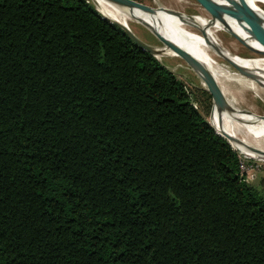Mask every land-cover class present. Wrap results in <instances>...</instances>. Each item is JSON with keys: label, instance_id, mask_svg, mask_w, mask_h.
<instances>
[{"label": "trees", "instance_id": "obj_1", "mask_svg": "<svg viewBox=\"0 0 264 264\" xmlns=\"http://www.w3.org/2000/svg\"><path fill=\"white\" fill-rule=\"evenodd\" d=\"M0 264H264V179L85 0H0Z\"/></svg>", "mask_w": 264, "mask_h": 264}, {"label": "bare ground", "instance_id": "obj_2", "mask_svg": "<svg viewBox=\"0 0 264 264\" xmlns=\"http://www.w3.org/2000/svg\"><path fill=\"white\" fill-rule=\"evenodd\" d=\"M91 1L104 18L125 27L130 21L137 23L124 13L121 6L116 2L107 0ZM243 1L260 14H264V11L258 6V4H264L263 0ZM212 2L215 5V11H206L207 14L204 17L182 16V19H179L176 17V13L154 8V11L150 14L137 13L136 19H142L153 25L179 46L185 54L189 53L200 61L216 81L224 96L234 105V98H230L231 92L226 85L230 82H237L240 85L248 83L247 85L251 86L252 89H256L257 86L264 88V58L259 60L244 59L229 53L222 47L217 38L218 34L224 30L239 28L252 40L247 32L248 29L259 41L264 42V24L255 23L249 15L231 2L225 0H212ZM253 42L264 54L263 49L255 41ZM165 53L177 57L170 51L165 50ZM215 57H220L228 64L232 63V65L243 69L247 73L242 75L237 70L225 69L216 63ZM238 117H241L239 119H242L243 123L232 119L214 106L211 126L216 133L228 137V142L233 150L245 157L264 161V158L256 153H264V121H257L254 117L246 115Z\"/></svg>", "mask_w": 264, "mask_h": 264}, {"label": "rangeland", "instance_id": "obj_3", "mask_svg": "<svg viewBox=\"0 0 264 264\" xmlns=\"http://www.w3.org/2000/svg\"><path fill=\"white\" fill-rule=\"evenodd\" d=\"M85 1L94 9L98 10L93 1ZM133 1L151 7L152 9H162L164 11L172 13L175 12L187 17H204L207 14L206 11H208V7L214 8V3L212 0ZM258 6L264 11V4H258ZM98 14L101 15L100 12ZM126 27L141 42L158 49L163 48L162 42L138 23L130 21ZM217 38L221 42L222 47L235 56L253 60L264 58V54L260 51L256 44L239 28L224 30L218 34ZM157 59L161 64H163V66H165L175 75L189 96L191 106L212 128L211 118L213 112V103L209 94L206 92L202 81L179 57L170 56L165 53L164 55L158 56ZM214 60L219 66L227 70H235L230 64L220 57H215ZM247 84L248 83H244L243 85H240L237 82L228 83L226 87H228L227 89L231 92L230 98H234L233 102L235 107L250 111L259 117H264V88L257 86L256 89H252L251 86L249 87ZM233 151L237 153L239 160L243 165V175L248 181L247 183L253 186L259 185L260 181L264 179V161L248 158L236 150Z\"/></svg>", "mask_w": 264, "mask_h": 264}, {"label": "water", "instance_id": "obj_4", "mask_svg": "<svg viewBox=\"0 0 264 264\" xmlns=\"http://www.w3.org/2000/svg\"><path fill=\"white\" fill-rule=\"evenodd\" d=\"M107 1L118 3L121 6L123 12L130 19L135 20L139 25L143 26L149 32H151L155 37H157L162 42L163 48L158 49V48L149 46V45L141 42L133 33H131V31L127 27H125V26H123L117 22L111 21L107 18H104V17L103 18L106 19L110 24H113L116 27H118L130 39L132 44H134L136 47H138L143 52L148 53L149 55L154 57L156 60H158L157 59L158 56L165 54V50L170 51V52L174 53L175 55H177V57L181 58L186 63V65L194 72V74L204 84L205 90L209 94V96L212 100L213 107L216 106L221 112L225 113L227 116L231 117L234 120H237V121L239 120L240 123H243L242 119H239L241 117H238L241 115H246L248 117H254L257 121H264V118H262L263 116L259 117V116L255 115L254 113H251L250 111H246V110L239 109V108L235 107V105H233L224 96L223 92L221 91V89L218 86V84L216 83V81L209 74V72L205 69V67L200 63V61H198L195 57H193L189 53L185 54V52H183L179 46H177L175 43H173L163 32L156 29L153 25L147 23L146 21H144L142 19H136L137 13L150 14L152 11H154L151 7L142 5V4L137 3L133 0H107ZM225 1L231 2V3L235 4L236 6H238L239 8H241L247 15H249L254 20L255 23H258L259 25H260V23L264 24V14L262 15L259 12H257L256 10H254L245 1H243V0H225ZM95 11L98 12L96 9H95ZM208 11L214 12L215 11V5H214V8L208 7ZM176 14H177L176 15L177 18L182 19L181 18L182 15H180L178 13H176ZM247 32L251 36L252 40L255 41L264 51V42L259 41V39H257L253 34H251V32L248 29H247ZM206 42L208 44H211L208 41H206ZM213 49L217 50L215 47H213ZM230 65L235 70H237L239 73H241L242 75H245L247 73L243 69L232 65V63ZM215 134L220 136L224 140H226V142L229 144V142H228L229 139L226 135L222 136L216 132H215ZM229 146L231 147L230 144H229ZM256 153L260 157L264 158V153H260V152H256Z\"/></svg>", "mask_w": 264, "mask_h": 264}, {"label": "built area", "instance_id": "obj_5", "mask_svg": "<svg viewBox=\"0 0 264 264\" xmlns=\"http://www.w3.org/2000/svg\"><path fill=\"white\" fill-rule=\"evenodd\" d=\"M239 171H240V176L242 177L243 181L247 183L248 181L245 179V177L243 175V165H242L240 160H239ZM248 178H249V176H248Z\"/></svg>", "mask_w": 264, "mask_h": 264}]
</instances>
